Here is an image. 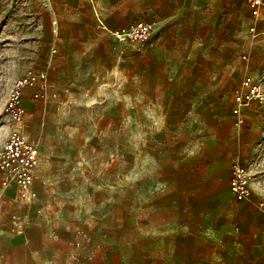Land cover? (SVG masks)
I'll use <instances>...</instances> for the list:
<instances>
[{
    "label": "crops",
    "instance_id": "obj_1",
    "mask_svg": "<svg viewBox=\"0 0 264 264\" xmlns=\"http://www.w3.org/2000/svg\"><path fill=\"white\" fill-rule=\"evenodd\" d=\"M45 2L47 96L25 89L21 127L40 150L37 196L0 184V264H264V201L235 198L231 145L213 139L234 89L264 72L243 0ZM139 19L155 24L143 53L115 35ZM135 131L154 146L137 191L143 159L122 151L144 145Z\"/></svg>",
    "mask_w": 264,
    "mask_h": 264
},
{
    "label": "built area",
    "instance_id": "obj_2",
    "mask_svg": "<svg viewBox=\"0 0 264 264\" xmlns=\"http://www.w3.org/2000/svg\"><path fill=\"white\" fill-rule=\"evenodd\" d=\"M250 11L251 23L247 29L246 42L255 44L264 34L259 25L264 23V0H243ZM56 26L57 21H53ZM56 32V29L54 30ZM155 24L147 19L130 22L122 30L116 31V37L129 45L137 53H143L151 44ZM247 60L248 56L243 55ZM47 76L34 69H29L13 85L6 103V112L12 122V130L0 148V184L4 189L16 184L22 198H35V171L40 163L39 147L27 138L22 131L25 119V89L36 87L34 93L37 99L47 96ZM257 106L264 111V72L257 77L247 76L234 89V114L236 125L243 126L245 111L248 107ZM252 171L249 165L237 158L233 161L229 184L231 192L238 201H245L252 195Z\"/></svg>",
    "mask_w": 264,
    "mask_h": 264
},
{
    "label": "rangeland",
    "instance_id": "obj_3",
    "mask_svg": "<svg viewBox=\"0 0 264 264\" xmlns=\"http://www.w3.org/2000/svg\"><path fill=\"white\" fill-rule=\"evenodd\" d=\"M48 7L45 0H0V148L6 142L12 122L6 112V103L14 83L29 69L40 70V43L42 33V13ZM252 114L242 127L232 120L227 129L213 132L216 140L229 141L232 149V160L241 158L251 168L252 193L257 201H264V112ZM146 119V118H145ZM125 137L132 141H144L141 147L125 144L122 151L125 155L141 156L144 173L138 188L148 184L147 155L154 146H149L152 133L125 132ZM145 134V135H143ZM115 150V149H114Z\"/></svg>",
    "mask_w": 264,
    "mask_h": 264
}]
</instances>
